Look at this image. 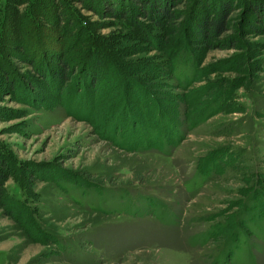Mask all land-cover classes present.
<instances>
[{
    "label": "rangeland",
    "instance_id": "1",
    "mask_svg": "<svg viewBox=\"0 0 264 264\" xmlns=\"http://www.w3.org/2000/svg\"><path fill=\"white\" fill-rule=\"evenodd\" d=\"M234 1L236 46L206 49L132 0H0V264H264V35L239 22L264 0ZM55 57L78 68L47 91Z\"/></svg>",
    "mask_w": 264,
    "mask_h": 264
},
{
    "label": "trees",
    "instance_id": "2",
    "mask_svg": "<svg viewBox=\"0 0 264 264\" xmlns=\"http://www.w3.org/2000/svg\"><path fill=\"white\" fill-rule=\"evenodd\" d=\"M188 3V0H132V4L136 6L137 14L154 26L167 27L166 30L170 31L169 37L181 36L183 38L184 34L190 38L188 39L189 45H192V43H205L204 48L206 49H231L236 46L238 42L237 37L227 41H222L221 39L230 29V24L233 25V17L235 12L239 9L234 0H204L203 4H200V0L194 2L196 6L194 5V7L191 8L188 18L184 21L186 22L184 26V24L181 23L183 12L178 10V8L187 6ZM243 11L244 13L240 16L239 22L242 25L249 26L250 30H252L250 34L264 35V6L259 3H250L243 7ZM128 14L133 15V11L130 10L124 13L116 12V16L123 19L127 18ZM139 16L137 15V17ZM249 17H254L256 23H258L260 27L256 26L257 24H250ZM200 47L202 46H194V48ZM36 55L38 56L37 52L33 53V58H35ZM55 58L58 70L52 73L53 76L51 75V78L48 79L47 75L40 72L43 78H45V80L47 79L44 86L47 91L50 90V88L54 89L56 82L61 83L62 81L67 82L70 80V75L74 76L76 68H78V65H74L75 67L72 68L62 59L58 57ZM51 59L54 60L52 55ZM98 64H100V62L93 63V65ZM88 77V83L91 86L95 85L97 75L93 73ZM13 164L14 162L10 157L0 149V192L2 191L4 183L15 172Z\"/></svg>",
    "mask_w": 264,
    "mask_h": 264
},
{
    "label": "crops",
    "instance_id": "3",
    "mask_svg": "<svg viewBox=\"0 0 264 264\" xmlns=\"http://www.w3.org/2000/svg\"><path fill=\"white\" fill-rule=\"evenodd\" d=\"M195 189H197V186H196V184H195V186L193 187V188H188L187 189V191L188 192H193V193H195ZM143 198H147V196H145V197H143ZM151 199H153V198H151ZM162 204V208H164L165 209V212H167V214L170 216V217H174L176 214H173L172 212H171V206H166V205H164L163 203H161ZM167 209H169V211L167 210ZM180 221H181V219H180ZM170 223H171V218H170ZM182 233V232H181ZM232 242V239H230V240H227L226 241V247L228 248L229 246H230V243ZM233 245V244H232ZM225 246V245H224ZM226 251V249H224V252ZM225 256H228V254L227 253H225Z\"/></svg>",
    "mask_w": 264,
    "mask_h": 264
}]
</instances>
